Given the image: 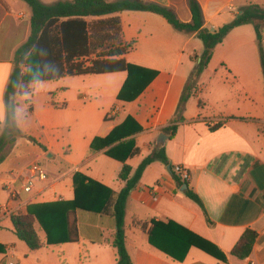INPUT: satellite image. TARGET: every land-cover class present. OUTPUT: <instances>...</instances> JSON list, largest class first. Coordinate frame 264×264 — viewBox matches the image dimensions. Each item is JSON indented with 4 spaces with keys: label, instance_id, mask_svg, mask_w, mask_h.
Here are the masks:
<instances>
[{
    "label": "crops",
    "instance_id": "1",
    "mask_svg": "<svg viewBox=\"0 0 264 264\" xmlns=\"http://www.w3.org/2000/svg\"><path fill=\"white\" fill-rule=\"evenodd\" d=\"M141 1L171 8L182 22L191 20L188 0ZM197 1L203 27L210 31L230 22L249 4L264 8V0ZM30 15V8L23 1L0 0V95L3 98L13 69L14 52L30 33ZM111 16L120 21V41H134L131 51L123 55L124 60L156 72L155 76L131 101L117 98L126 72L69 76L79 79L74 93L82 128L66 138L38 139L39 147L32 146L24 160L13 152L17 138L0 163V193L2 190L5 194L0 197V244L5 247V253H0V264H5L7 257L13 260L8 264H116L112 246L116 225L112 211L115 194L125 185L119 178L122 165L130 167L131 177L141 161L155 152L156 139L159 133H165L162 128L176 111L196 65L194 56L201 54L203 44L196 33L176 31L162 16L152 12L123 11L108 17ZM254 39L253 26L244 24L233 28L215 46L210 62L198 78L194 95L185 104L184 121L175 135L164 142L167 162L152 161L131 189L126 200L124 231L125 246L133 264H264V73L255 56L253 64L248 66L239 55L243 47H252ZM63 79L45 82L59 83ZM64 85L68 84L64 82L56 89H68ZM46 92L53 94L50 88ZM115 106L120 111L111 115ZM128 119L131 122L123 131L139 129L126 137L134 139L136 149L124 163L104 153L118 141L90 152L94 139L107 137ZM216 123L221 126L210 131L209 126ZM16 124L21 135L17 120ZM39 124H43L42 119ZM3 125L0 124V132ZM122 151L116 146L113 153L121 156ZM32 163H39L47 178L35 179L33 190L24 192L21 184L28 179L25 170ZM175 165L186 168L188 180L182 181L174 174ZM75 173L101 186L97 197L90 196V202L98 210H74L77 242L45 244L30 250L16 237L11 215L4 210L9 196L7 186L18 192L19 214H26L28 209L42 204L73 201ZM105 190L109 194L101 202ZM187 191L198 196L201 204L190 199ZM60 221H64L63 214ZM151 221H171L212 243L226 255V263L195 247L188 249L181 262L174 260L149 243ZM36 228L45 243L46 235L38 222ZM246 228L255 230L257 237L250 255L241 260L230 255V251Z\"/></svg>",
    "mask_w": 264,
    "mask_h": 264
},
{
    "label": "trees",
    "instance_id": "2",
    "mask_svg": "<svg viewBox=\"0 0 264 264\" xmlns=\"http://www.w3.org/2000/svg\"><path fill=\"white\" fill-rule=\"evenodd\" d=\"M21 1L26 3L31 11L30 33L26 41L15 50L12 59L13 69L4 96L10 105V110L0 132V163L4 161L8 150L20 136V130L11 108L15 107L14 95L19 94L17 82L22 78L27 79L25 76L26 65L31 63V61H25L23 58L26 53L36 47L47 50L48 55L42 59L52 60L61 68L60 75L44 76V81H54L66 76L126 72V79L117 95L119 100L131 101L155 76L156 72L127 63L124 60L123 55L131 51L134 41L119 42L117 46L104 48L93 53L92 39H95L99 34L102 38L108 37L109 32L112 31L115 32V36L120 35V21L117 17H108L110 15L123 11L152 12L162 16L176 31L187 34L196 33L202 41L203 51L199 56H194L196 65L182 90L176 111L168 125L162 128V131L167 133L170 138L175 135L178 125L184 121L185 104L194 95L198 78L210 62L213 49L223 41L233 28L244 24L253 26L260 65L262 73H264V45H262L264 42V8L257 4H249L243 7L230 22L210 31L203 27V16L197 0H188V8L191 13L189 22H182L169 7L141 0H59L52 4H45L41 0ZM88 17L96 19L88 22L85 20ZM29 110H31L30 107ZM129 122H131L130 119L126 120L120 128L113 129L103 139H94L90 144V152L99 149L101 146H110L114 141H118L113 147L104 150V153L124 163L125 158L133 154L136 149L134 148V139H126V137L139 129L135 127L133 132L123 131ZM220 126L221 123H216L209 126V130L214 131ZM116 146L123 150L121 156L113 153ZM154 160L167 162L164 148L146 156L131 177H129L130 167L127 164L122 165L119 173V178L125 181V185L115 194L112 211L116 225L112 240L116 264H133L125 246L126 200L146 166ZM73 185L75 192L73 201L42 204L34 207V209H28L26 214L11 216L10 220L16 237L23 241L30 250L40 249L45 244L57 245L78 241L74 210L79 208L97 211V206L90 202V196L94 194L97 197L102 188L79 173L73 175ZM105 194H109V191L105 190L101 202L106 199ZM186 194L190 199L201 204L198 196L193 192L187 191ZM62 214L64 221L61 222L60 216ZM36 222L45 232V243L40 240ZM139 225L142 228L145 227L144 223H139ZM256 237L257 232L255 230L246 228L230 251V255L241 260L247 258L252 251ZM148 241L153 247L179 262L184 259L190 247H195L221 263H226V255L219 248L171 221H151ZM0 253H5V247L2 244H0Z\"/></svg>",
    "mask_w": 264,
    "mask_h": 264
},
{
    "label": "rangeland",
    "instance_id": "3",
    "mask_svg": "<svg viewBox=\"0 0 264 264\" xmlns=\"http://www.w3.org/2000/svg\"><path fill=\"white\" fill-rule=\"evenodd\" d=\"M45 4H52L59 0H41ZM91 22V21H90ZM108 37L102 38L100 34L92 39V51L98 52L104 48L117 46L120 41V35L115 36V32H109ZM264 45V42H262ZM247 45L239 52L242 55L243 63L251 66L253 64V56H255L258 64L260 63L257 41H253L252 47ZM232 56V53L230 54ZM235 54L232 56L234 57ZM261 66V65H260ZM75 77H64L59 83L45 82L44 90L33 94L30 100L23 101L18 95L15 102V107L18 105L21 112L19 119L15 117L21 127V135L18 137V143L14 147V154L18 155L20 160L26 159L30 154L32 146H38V139L47 140L53 136L60 139L66 138L70 133L79 131L82 128V122L79 106L75 104L74 87H76ZM66 83L68 89H56L58 85ZM50 88L53 94L48 95L46 90ZM48 102V103H47ZM65 103V107H63ZM29 107L31 110H29ZM39 119H42L43 124H39ZM79 121V123L77 122ZM5 196L1 190V199ZM13 262L9 257L6 258L5 264Z\"/></svg>",
    "mask_w": 264,
    "mask_h": 264
},
{
    "label": "clouds",
    "instance_id": "4",
    "mask_svg": "<svg viewBox=\"0 0 264 264\" xmlns=\"http://www.w3.org/2000/svg\"><path fill=\"white\" fill-rule=\"evenodd\" d=\"M47 55V50L41 47H36L34 50L25 54L23 59L25 61H31V63L26 65L27 71L25 76H27V79L22 78L19 82H17L21 100L28 101L31 99L33 94L44 90V76L60 75L61 68L58 64L52 60L42 59ZM9 110V103L2 95H0V124H3L7 120ZM11 112L14 117L19 119L21 110L18 105L11 108Z\"/></svg>",
    "mask_w": 264,
    "mask_h": 264
},
{
    "label": "built area",
    "instance_id": "5",
    "mask_svg": "<svg viewBox=\"0 0 264 264\" xmlns=\"http://www.w3.org/2000/svg\"><path fill=\"white\" fill-rule=\"evenodd\" d=\"M119 111L120 107L115 106L110 113L111 115H115ZM172 169L174 174L177 175L179 179H181L182 181L188 180L189 173L186 168L180 165H175ZM25 173L28 175V179L21 184L22 191L24 192H31L33 190L35 179L45 180L47 178V173L42 168V166H40L39 163H32L25 170ZM7 190L9 192V196L6 204L4 205V210L11 216L18 215L21 206V201L19 199L18 192L14 188L9 186H7Z\"/></svg>",
    "mask_w": 264,
    "mask_h": 264
},
{
    "label": "water",
    "instance_id": "6",
    "mask_svg": "<svg viewBox=\"0 0 264 264\" xmlns=\"http://www.w3.org/2000/svg\"><path fill=\"white\" fill-rule=\"evenodd\" d=\"M168 137L169 136L163 132L159 133L155 143V152L159 151L163 147L164 142L168 139Z\"/></svg>",
    "mask_w": 264,
    "mask_h": 264
}]
</instances>
